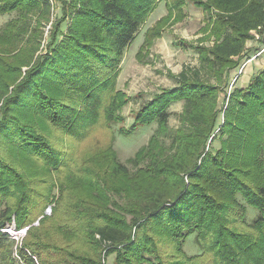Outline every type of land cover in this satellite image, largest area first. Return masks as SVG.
I'll return each instance as SVG.
<instances>
[{"label":"trees","instance_id":"1","mask_svg":"<svg viewBox=\"0 0 264 264\" xmlns=\"http://www.w3.org/2000/svg\"><path fill=\"white\" fill-rule=\"evenodd\" d=\"M159 1L0 0V15L16 14L0 30V264H15L12 224L27 227L21 264H203L183 249L191 234L207 264H264V68L218 99L252 32L264 41V0H167L214 13L215 40L136 113L131 128L158 126L129 158L133 172L112 146L77 168L82 197L62 185L55 198L61 178L20 166L33 156L49 172L69 169L67 137L81 139L101 113L112 120L117 69ZM175 101L184 107L168 146ZM247 205L259 213L249 223Z\"/></svg>","mask_w":264,"mask_h":264},{"label":"rangeland","instance_id":"2","mask_svg":"<svg viewBox=\"0 0 264 264\" xmlns=\"http://www.w3.org/2000/svg\"><path fill=\"white\" fill-rule=\"evenodd\" d=\"M166 2L167 0H160L157 3L140 27L137 37L126 49L113 84L114 97H116L115 108L117 109L111 115L112 120L109 121L104 117V113H101L97 120L91 118L92 120L88 122V129L81 136V139L67 137L65 147L69 151V155L74 158V162L71 163V166L69 165V169H61L59 173L49 172L46 168H42L39 160L33 156L30 158L25 157L22 162L18 161L20 166L33 177H36L38 181L41 176L45 175L49 182L53 180L58 184L59 178H61L62 182L58 186L60 190H54L55 198L58 193L63 191L62 185H64L65 193L82 197L84 191L79 179L81 174L77 168L86 162L90 163L88 159L100 153V151H105L108 148L112 150V146L118 160L126 164L133 172L135 169L129 162V158L133 157L147 143L149 137L157 131L158 126V123L154 122L150 125L131 128L136 113L145 102L152 100L156 94L177 87V80L174 77L179 75L185 67L198 68L200 62L197 48L212 45L215 40L211 32L213 21L211 15L213 16L214 13L210 14L202 8L195 7L189 1L183 5L181 10L169 9L168 6L166 7ZM57 11L55 9V13ZM14 16H16L15 13L0 15V30L4 28L9 18ZM52 19H55L54 16H52ZM49 26L50 24L46 25L45 30ZM252 34L254 39L247 42L245 56L241 57L236 68L231 69L228 80L229 85L225 89L226 92H221L218 97L219 106L226 105L229 91L235 86L236 82L240 84L241 88H244L246 87V78L264 68V41L261 42L260 34L256 30ZM213 81L214 79H211V82ZM183 107V101H175L167 109L171 117L168 122V134L164 136L163 140L164 144L168 146L171 142V135L175 128L180 125L179 113ZM221 119L222 115L219 121ZM41 128L48 131L45 125H41ZM85 128H87L86 125ZM49 135L51 134L49 133ZM43 186L39 185V187ZM48 205H46L44 213L49 216L54 205ZM257 212V209L247 205L246 222H252L258 216L259 213ZM10 226L5 228L8 227L12 230ZM250 229L245 227V232L250 231ZM52 234L55 236L52 239H55L59 246L63 242L61 239L62 234H57L55 230ZM24 235L17 236L18 240L11 236L16 243V246L13 247L15 264H21L16 248H19L22 240H25ZM78 245L79 250L86 251L85 245L79 243ZM183 245L187 256H195V259L207 264L208 258L206 255L203 257L196 256L201 253V250L199 244L195 241V234L189 235ZM32 257L35 264H41L38 256L36 258L32 255ZM48 257V254L44 255V258L47 259ZM112 257L113 255H109L105 259V264H113Z\"/></svg>","mask_w":264,"mask_h":264},{"label":"built area","instance_id":"3","mask_svg":"<svg viewBox=\"0 0 264 264\" xmlns=\"http://www.w3.org/2000/svg\"><path fill=\"white\" fill-rule=\"evenodd\" d=\"M13 226H15V224H12L10 227L13 229ZM7 228H8V227H7ZM7 228H4L3 230L6 231L9 235H11L9 229H7ZM13 230H14L15 233L18 232V235L21 236V234H25V232H26V230H27V227H24V228H21V229H17V228L15 227V229H13ZM11 236H12V235H11ZM20 236H19V237H20ZM14 239L16 240L17 238L14 236ZM17 240H18V239H17Z\"/></svg>","mask_w":264,"mask_h":264},{"label":"bare ground","instance_id":"4","mask_svg":"<svg viewBox=\"0 0 264 264\" xmlns=\"http://www.w3.org/2000/svg\"><path fill=\"white\" fill-rule=\"evenodd\" d=\"M9 231H10L11 234H13L12 236H15L16 238H17V236H20V235H18V232L15 233L13 229L12 230L9 229Z\"/></svg>","mask_w":264,"mask_h":264},{"label":"water","instance_id":"5","mask_svg":"<svg viewBox=\"0 0 264 264\" xmlns=\"http://www.w3.org/2000/svg\"><path fill=\"white\" fill-rule=\"evenodd\" d=\"M13 229H15V226H13Z\"/></svg>","mask_w":264,"mask_h":264}]
</instances>
